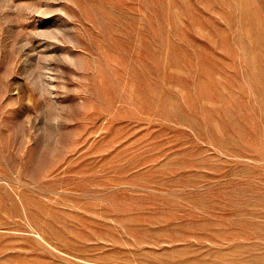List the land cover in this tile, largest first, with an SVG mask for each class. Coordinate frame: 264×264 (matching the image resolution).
Masks as SVG:
<instances>
[{
	"label": "rangeland",
	"instance_id": "rangeland-1",
	"mask_svg": "<svg viewBox=\"0 0 264 264\" xmlns=\"http://www.w3.org/2000/svg\"><path fill=\"white\" fill-rule=\"evenodd\" d=\"M0 264H264V0H0Z\"/></svg>",
	"mask_w": 264,
	"mask_h": 264
}]
</instances>
